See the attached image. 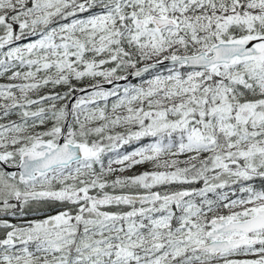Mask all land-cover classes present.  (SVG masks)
Returning <instances> with one entry per match:
<instances>
[{
	"label": "snow or ice",
	"instance_id": "1",
	"mask_svg": "<svg viewBox=\"0 0 264 264\" xmlns=\"http://www.w3.org/2000/svg\"><path fill=\"white\" fill-rule=\"evenodd\" d=\"M0 264H264V0H0Z\"/></svg>",
	"mask_w": 264,
	"mask_h": 264
}]
</instances>
